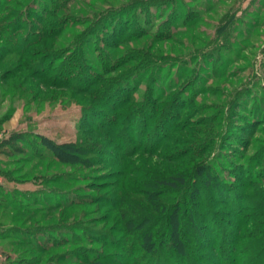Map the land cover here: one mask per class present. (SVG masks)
<instances>
[{"label": "rangeland", "instance_id": "obj_1", "mask_svg": "<svg viewBox=\"0 0 264 264\" xmlns=\"http://www.w3.org/2000/svg\"><path fill=\"white\" fill-rule=\"evenodd\" d=\"M127 19L112 42L111 25ZM15 49L32 58L17 64ZM69 51L84 70L109 58V73L75 91L52 57ZM4 141L0 264H79L76 250L121 248L132 264H179V251L185 264H252L264 241V210L247 205L264 197V0H0ZM179 174L181 191L157 185ZM122 194L143 204L127 225L114 203ZM185 212L202 228L191 224L180 243ZM122 253L100 264H126Z\"/></svg>", "mask_w": 264, "mask_h": 264}, {"label": "trees", "instance_id": "obj_2", "mask_svg": "<svg viewBox=\"0 0 264 264\" xmlns=\"http://www.w3.org/2000/svg\"><path fill=\"white\" fill-rule=\"evenodd\" d=\"M49 16H52V13H48L46 15V17H44V18L47 20L49 18ZM104 23L105 22H103V24ZM129 24H130V20L127 19L126 22H122L120 20L118 25L117 24L111 25L112 26L111 27V34L114 37L112 42L116 41L117 39L122 37L123 33L125 32V28L127 26H129ZM59 26H60V28H62L64 25L62 23H60ZM35 40H36V38L34 39V41L32 40L33 42L31 44H35L36 43ZM20 45L23 46L22 43ZM116 46H117L116 44H113L112 46L109 45V48L110 49L111 48H115ZM16 48H18V47H16ZM16 50H18V49H15V51L13 53L16 54L17 57H14L12 59L14 60L15 58H17V60L14 61L17 64L20 63L21 61L28 62L29 60L26 59V56L28 58H32L33 53L30 52L29 50L26 51L25 49H21V51H19V52H17ZM24 55H26V56H24ZM23 57H24V59H23ZM52 57H54L55 60L60 61L59 65H56L57 68H58V73H56V74H63L67 78L65 83L71 85L74 88L75 91H83V92H85L87 90H90V88H92L93 85L96 84V82H99L101 80V78L103 77L102 75H104L105 73L107 74L110 71V64H111L110 61L111 60L109 58L106 59V60L100 59L99 61H97L99 63V65H100V70H101V71H98V70H94L93 68L85 67L86 69L84 70L83 67H81V66L78 67L79 65L77 63V58L75 57V55H72L71 51L67 52L66 55H64V56L53 52ZM151 58L154 60V56L153 55H150V61H151ZM38 64H44V63L43 62L42 63L39 62ZM52 64H53L52 67L54 68L55 65H54V63H52ZM31 66L33 68V71H34L35 75L39 74L41 77L42 76L44 77L45 72L43 70L39 69V65H37L36 61H35V64L33 63ZM56 74L48 75V76L51 77V76H54ZM74 82L76 84H77V82H80V83H83L84 85H82V86H79V85L73 86ZM108 83L110 84V85L108 84L110 86V88L112 87V89L116 90V87H118V84L121 83V80H116V81L111 80ZM104 90L105 89H101V92H103ZM115 92L116 93L114 94V96L116 98L117 95L120 94V92L119 91H115ZM94 100L95 99H93V102H95ZM41 138H43V137H41ZM43 139H48V138L44 137ZM5 142L6 141L0 143V147L3 146V145H6ZM44 144H45V146L47 148L50 149V151L59 160H62V161L63 160H65V161L68 160L69 162H73L72 159H74V155L69 154L68 151H66L67 148L64 147L63 145H57L56 143L52 142L50 139L44 140ZM0 160H3V159H0ZM0 174H3V172L0 171ZM6 175H8V174H6ZM5 179H6V183H10L11 181H13L12 177H10V176H6ZM205 183L207 185H210V181L209 180H205ZM157 185H161V186L167 188L170 191H181L182 188H185L187 186V180H186V177L184 175H181V174L172 175V176H169V177H166V178L159 179L157 181ZM247 199H248L247 197H244V199L242 201L245 202V200H247ZM249 202L250 203L247 204V205H249L250 207L254 206L255 207L254 209L256 210V212L257 211L261 212V210H264V197L262 196V194H259V196H257L254 200H249ZM114 203H115V207H116L117 211L119 212V216H118L119 222L122 225H127L134 218H136L135 216L138 215L139 208L140 207L143 208V204H142V202L140 200L133 199L132 197H128V196L123 195V194L120 195V196H117ZM199 206H204L203 210L204 211H207V210L209 211V212L207 211L208 214L206 212H204L203 214H205V215H201L200 216V217H202V220L204 222L207 220V222H208L207 224H209V225H216V222H215V220L213 218V215H211V214H214L213 213L214 211H212V209H210V207H208L207 205H203L202 204V205H199ZM173 213L174 212L171 210L170 212H168V216H171L176 222L177 217H176V215L173 216L174 215ZM184 215L186 216L185 220H187L188 225H185L186 221H185V223H183V225H185V227L182 225L184 227V229H183L184 233H183V237L181 239H178L180 241V243L183 242L184 235L185 236H189L187 234L189 232L187 230V228L190 227L191 224L192 225L194 224V226H196L195 227L196 230H200L202 228L201 226L198 225L199 223L196 224L197 216H195V214H191V213L185 212L182 216H184ZM239 219L240 218L237 217V220H239ZM261 222L264 224V219ZM173 226L171 227V231L174 228ZM118 227H121V226H118ZM239 231H241V230L239 229ZM127 243H132V241H128ZM127 243H126V245H127ZM113 244H114V242L113 243L112 242H109V243L106 242L105 243V245L107 247H109L110 249L114 248V247H112ZM215 246H217V245H215ZM179 247H180V245H179ZM255 251L258 254L260 253L261 255L260 254L257 255L251 261L252 264H253V262L255 264H264V241L260 244L259 248H257V247L255 248ZM122 252L126 253V257L124 258V260H125L124 263L132 264V261H133L132 257L134 256V253L130 252L129 250H126V248L119 249L117 251V253H115V254H111V253H108V252H105V253L94 252L93 250L92 251H87V250L79 251V250H76V251H74L72 253V255L77 257V259L79 261V264H100L101 260L104 261V263H105L106 260L110 261L109 258H111V259L114 258V257H118L119 258V256H122V254H123ZM253 252L251 253V255H253ZM116 254H120V255H116ZM186 255L184 256L183 253L181 251H179L178 255H173L170 259L179 262V264H185V262H189V257H187ZM197 257L198 258L202 257V259L203 258H206V259L208 258L204 254L197 255ZM57 258H58L57 256H52L50 258V260L46 264H54V262L57 260ZM120 258H122V257H120ZM223 261H224V264H225L227 262V259L224 258ZM222 264H223V262H222Z\"/></svg>", "mask_w": 264, "mask_h": 264}]
</instances>
